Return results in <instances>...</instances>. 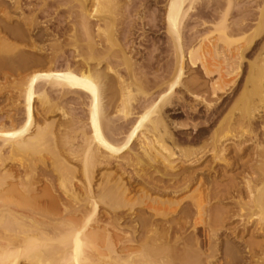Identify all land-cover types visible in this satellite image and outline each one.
<instances>
[{"label":"bare ground","instance_id":"bare-ground-1","mask_svg":"<svg viewBox=\"0 0 264 264\" xmlns=\"http://www.w3.org/2000/svg\"><path fill=\"white\" fill-rule=\"evenodd\" d=\"M125 1L0 0V74H2L0 76H3L2 79L5 81L2 85L6 83L2 87L0 86V93L7 92L6 89L11 90V93H14V99H10L9 103L15 104L18 107L14 106L15 109H19L17 111L22 112L25 117L20 129L14 131H2L0 129V162L4 164L11 161L13 157L33 151L36 147L33 146L38 142L37 145H40L41 142L47 141L44 139L47 137L45 126L39 127L36 126L37 123L35 124L37 116L35 104L37 102L43 107L42 114L60 112L64 119L67 118L68 115L61 105L53 104L50 93L58 94L61 99L66 98L68 94H77L76 96L87 97L90 100L88 105H85L88 109L87 119L90 133L86 134L87 132H85L86 135L84 134L86 137L84 136L82 153H77L74 150H68L67 153L69 154L67 158L70 156L74 161L81 158L82 166L80 169H82L86 183L87 191L85 192H88V194L85 193L87 195L83 199H80V195L75 193L76 191L73 189L75 170L70 167L72 164L69 165L67 160L64 159L65 162L60 157L62 156L60 153L56 154L55 152V156L61 167L59 170H62L61 187L65 190L64 195H66V198L62 199L63 201L59 200L60 198L56 200L55 196H52V191L45 190L42 196L35 193V185L38 182L35 183L36 180H34L36 164L34 166L31 164L34 160L25 166L22 164L23 170L20 169L22 171L20 173V170L17 171L19 174L16 175V181H14L16 176L13 175V172L7 171L5 173L6 171L3 172L0 169V264H19L21 261L28 264H212L205 260L218 255L216 253L218 250H212L214 238L218 236L213 226L210 229L212 233L209 232L210 235H207L206 239L210 253L208 252L209 249L203 250L205 245L203 241H199L196 237L188 241L189 239L185 240L186 236L184 237L188 228L193 224L191 221L193 220L192 211L195 209L201 213L200 211L204 208L202 192L198 194L200 198H192L191 204L184 203V200L179 202L154 200L152 207H147L137 215L131 214L129 220L132 224L133 234L130 236L128 234L119 239L116 237L117 244H115L120 245L122 252L129 253L125 256L116 255L113 246L115 240L113 241V238L109 236L110 234L107 235L104 232H106L107 226L118 227L121 225V221L125 222L128 217L125 218L120 213L115 212L117 208H113L115 213L108 218L106 226L102 225V220L96 219V215L100 211V203L92 194L91 179L99 166H109L113 160H123L124 165L117 161L121 163V165L118 164L117 168L128 176L131 173L127 172V168H134L131 181L134 180L135 183L141 181L140 183H144L146 188L153 193L174 197L183 194L196 184L201 173L204 174L205 171L212 173L214 167L209 162L213 164L215 162L223 163L224 161L221 160L226 159V154L230 153V145H233L234 152L239 157L245 155L247 143L256 142L261 145V137H264V36L262 37L259 33V29L264 23V0H247V2L255 4L254 15L247 16L243 15L245 14L244 10L247 9V3L239 5L238 0H200L202 3H207L205 6L207 9L214 7L215 10L211 11L217 15L212 16L215 20L218 19L215 21L217 23H212L213 25L206 26L205 29L212 27L211 29L219 30L225 39L232 35H247L248 29L252 32L249 31L250 36L248 37L241 36L242 39L239 41L246 38L243 42L248 44L246 43V46L240 47L239 50L236 48L232 50L230 44L226 46V50L221 48L219 44L210 45L209 60L205 59V55H201L202 43L197 40L200 36V30L202 32L204 28L196 31L198 33V35L196 34L197 39L195 34H192L193 37L189 42L185 41L183 32L186 22L197 12L195 6L197 3L200 4V1L166 0L163 20L166 25V35L172 41L173 50L171 51L172 61L170 60L172 63L168 66L167 63L164 71L171 75V81L167 83L165 92L158 95L155 100L151 99L153 97H148V94H144V101L138 102L139 108H142L140 114L136 112L137 107H134V103L137 99L135 92H138L141 86L139 81L142 78V69L144 68L140 66L142 64L135 63L137 61L133 57L127 55L129 53L126 51L129 50H126L120 40L125 28L123 22L125 12L128 11V4L132 2ZM239 1L241 3L244 0ZM237 9V14L240 12L243 19L231 24L228 17ZM12 12L18 16H13ZM46 12L55 14L57 22L58 18L61 21V16H68V22L65 21L66 25L63 24L60 29L64 34L72 29L70 31H74L76 36L81 37L83 43L84 40L87 41L83 49H81L80 43L79 46L75 44L77 46L75 60L81 63L82 68L79 67L81 70L76 68L75 71V68L72 69L70 65L65 69L53 67L60 56L59 53H54L53 49L56 50L63 41L60 44L56 31L57 34L53 33L52 39H50V35L42 32L41 27L43 25L38 18ZM208 14L210 15V13ZM254 19L258 20L256 26L252 24ZM69 20H72V23ZM253 25L255 28H252ZM195 30L193 29V31ZM48 38L50 43L53 42L52 45L47 44V46L50 45L48 47H50L51 53L47 52L46 47L43 48L42 45H39L40 41L44 42ZM192 43L199 45V47L192 46ZM80 45L81 50L79 49ZM27 48L33 52H39V54L47 53L50 58H37L32 52L31 54L26 53L29 51ZM82 50H86L85 54L82 53ZM250 53H252V57L254 56L252 60L247 58V54ZM118 56L121 57L118 61L122 62L124 70L129 76L128 79L124 78L125 76L116 69L118 65L115 66L116 60L114 62L113 58L117 59ZM46 64H50L49 68L54 69L33 73V68L42 67ZM103 65L106 66L105 69L102 68ZM246 66V75L244 76ZM188 68L199 69L203 72V77L207 78L213 74L219 75V80L211 86L213 98L217 97L218 93H222L231 96L232 99L235 90L241 89L235 95L234 103L230 98L224 103H221L219 99L208 102L206 97L197 95L196 89H199L200 92L205 91L207 94L208 83L202 82L201 77L195 76L192 77L193 79L190 78L192 79L190 82L188 80L187 86L189 88H186V91L196 100V103L199 102L200 105L205 106V113H199V108H197L199 105L195 106L189 103L188 108L186 107L188 110L184 112L186 120H172L167 110L178 108L177 106L184 103L183 95H180L178 91L182 88ZM106 74L112 75L115 84L107 82ZM243 77L244 82L240 85L239 81ZM110 79L112 78L110 77ZM104 87L107 88V96L104 95ZM143 89L147 91L146 88ZM114 92L117 94L114 95ZM246 95L251 96L246 97L250 101L244 99ZM104 97L106 99L105 104L103 102ZM244 101L248 103L244 104ZM237 107L236 116L234 113L237 111ZM195 116L199 118L203 116L204 119L195 121ZM220 116L221 119L216 127L210 130L214 121ZM71 124L73 123L71 122ZM49 126L46 127L49 128ZM200 127L205 130L200 131L201 133L196 139L189 133V136L185 133L186 136H181L182 138H177V135H174L175 131L190 129L196 134ZM48 136H53V134L50 133ZM55 139L57 138L55 137ZM55 139L53 137L51 140L55 142L61 139V142L63 141L62 137ZM54 142L51 141V145ZM67 144H65V148ZM134 144L137 146L135 150ZM51 145L47 144V147ZM39 147L41 148V146ZM52 151L54 150L52 149ZM3 152H6L7 156H4ZM127 152L131 154L128 155ZM208 156L212 157L211 161L207 160ZM258 158H260L258 159L259 162L264 163V148L260 151ZM225 161L227 162V160ZM204 164L206 165L201 169L200 167ZM226 164L227 167L231 165L229 162ZM241 166L244 168L243 170H247L245 169L246 164ZM256 175H258L257 178H251L246 183L249 200L240 201L237 205L240 207V215H238L244 223V233L250 232L249 226H254V232H251L250 235H260L264 232V170H260V174ZM106 180H110V178ZM117 180L108 188L112 191L114 198L117 199L119 208H127L131 212L143 202L127 199V187L121 180ZM213 195L215 196V193L211 192L208 197L214 198ZM42 205L44 206L43 210L40 209ZM45 206L48 207V211H46ZM173 207L176 208V211L173 210ZM254 217L258 221L254 222L252 220ZM196 223L193 225L195 226ZM215 225L218 224L215 223ZM237 233L239 232L237 231ZM98 242L108 248L110 256H95L94 252H96ZM134 245L139 247L138 251H131V247ZM245 245L244 248L249 261L245 260L241 264H251L253 259H264L263 241H251ZM227 254L224 253L225 256Z\"/></svg>","mask_w":264,"mask_h":264},{"label":"rangeland","instance_id":"rangeland-1","mask_svg":"<svg viewBox=\"0 0 264 264\" xmlns=\"http://www.w3.org/2000/svg\"><path fill=\"white\" fill-rule=\"evenodd\" d=\"M129 1L130 2L132 1L131 2L132 5L128 4L129 5L128 9H127L128 11L125 12V14L126 15L128 14V15L127 16L125 15V17L123 19V22L125 23L124 24L125 28H124V32H123V37L120 36V38H121L120 40L122 41V44L126 47V50L127 49L129 50V51H126L127 53H129L127 55L128 56L130 55L131 57H133V59L135 61H137V62H135V61H133V62H135L137 64H142L140 66H142L144 68V69H142L143 74L141 76L143 78V75H144V78H143V80H142V78H140L142 80V81L141 80L139 81V82H141V86L139 87L138 92H135V93H137L136 94L137 99L135 100V103H134V107H137L136 112H138V114H140L142 112V108H139L138 102L140 103V102L144 101V98H145L144 94H148V97H153L151 99L155 100L158 95L165 92V90L167 89L166 86H168L167 83L171 81V75H169L164 70L166 68L165 66L167 63H168L167 66L172 63L171 62L172 61V58H171L172 52L171 51L173 50V44L171 43L172 41H170L171 39L169 37L167 38L166 30H165L166 25H165V22L163 20L164 15H165V11H166V6H165L167 4L166 0H129ZM199 3L201 5L197 3V5L195 6L196 7L195 11H197V12L195 14H193L194 16L192 18H189V20L185 24V28L183 31L185 41L186 40L188 42L191 41L190 39L193 37L192 34H195L196 39H197L198 33H196V31L204 28V30L202 29V32L200 30L201 33L199 32V34L201 37L199 36L200 38L198 37L197 40L198 41L200 40L202 43L203 49H202L201 55L202 56L205 55V59L210 58L209 57V50H210L209 46L212 44H219L220 47L223 48L224 50H226V48H227L226 46L228 44L232 45L231 46L232 50L234 48H236V50H239V49L243 48L244 46H246L247 42H243V41H245L246 38L243 41H239V40L242 39L243 36L244 37L250 36V33H252L250 31V29H248L250 31V33H249V31H248V33L246 32L247 35L241 34L242 37L240 36V34L238 36L232 35L230 37H226V39H227V41H226L225 37L223 35H221L222 33L219 30L217 31L214 28L211 29L212 27L209 29H205L206 26H211V25L217 23L215 21H217L218 19L215 20L212 16V15H217V14L215 12H212L213 10H215L214 7H210L207 9L205 7L207 5V3H205V2L202 3V1H200ZM237 3H239V5H245V3H247V4L250 3L249 5L246 4L247 9L244 10L245 14H243V15H246V16L247 15H254L255 4L253 5V3L249 2V1L247 2V0H244L241 3L238 0ZM210 6H212V5H210ZM199 10H200V12H199ZM237 11H238V9L234 10L232 12L231 16L228 17L229 23L234 24V23L239 22L241 19H243V16L241 15V13L238 12V14H237ZM208 13H210V15ZM26 14H28V13H26ZM54 15L55 14H53L51 12H49V13L46 12L44 15H41L42 17L40 16V18H38L39 21L41 22V25H43V27H41L42 32L50 35L49 36V37H51L50 39H52L53 33L54 34L58 33V36H59L58 40H59L60 44L63 41L62 44L56 48V50L53 49L54 53L55 52L59 53V55L61 56V57L59 56V59L56 62L57 65L55 64L53 67L55 69H65V67L70 65V67H72V69L75 68L74 69L75 71H76V68H77V70L78 69L81 70L80 69V68H82L80 66L81 63L76 62V60H75L76 59V47L79 46V43H80L82 45V48L80 45L79 49L80 48L83 49L84 48L83 46L87 44V41L84 40V43H83L81 37L76 36L75 35L76 33L74 34V31H70L72 29H70L68 32H66L64 34V32L62 31V29H60V27L66 23L65 21L68 22V19H69V18H67L68 16H66V17L61 16L60 17L61 21L62 22L64 21V23H62L59 20V18H58V22H57L56 21L57 18H55L56 15L55 16ZM13 16L17 17L18 15L14 14ZM66 18H67V20H65ZM70 19H73V21L75 20L74 18H70ZM253 21L254 22L252 24H254L256 26L258 24V20L254 19ZM51 22H52V24H51ZM69 22L72 23V20H69ZM201 24H202V27H201ZM70 25L72 26V24H70ZM254 25L252 28H255ZM263 26H264V23H263V25H261V28L259 29V33L262 35V37L264 36V27ZM193 29L194 30L196 29V30L193 31ZM252 31H254V29ZM73 34H74V36H73ZM262 37H261V39H262ZM78 38H80V39L78 40ZM50 39L49 38L47 40L45 39L44 40L45 43L43 41L39 42V45H42L43 48L46 47L45 49H47L48 53H51L50 47H48V46L52 45V43H53L52 41L50 43ZM247 40H250V39L247 38ZM76 41H77V43H76ZM194 43L197 44V42H194ZM194 43H192V46L196 45ZM225 43H227V44H225ZM47 44H50V45L47 46ZM75 44H78V45L76 46ZM171 44H172V46H171ZM190 44H191V42H190ZM62 45L63 46L65 45V46L63 47ZM198 47H199V45H196V48H198ZM48 48H49V50H48ZM58 48H59V50H58ZM27 49L29 50V48H27ZM62 51H65V52L63 53ZM85 51L86 50H82V53H84ZM135 51H137V52H135ZM31 52L37 58H40V59H42V58L47 59L48 57L50 58V55L47 53L46 54H39V52H33L32 50L26 51V53H28V54H31ZM118 57H117V59L115 57H114L115 59L113 58L114 62L116 60L115 66L118 65V66H116V69L119 71V73H121L123 76H125L124 78L128 79L129 76L125 72L122 62L118 61L121 59V57L120 56H118ZM253 57H252V53L247 54L248 59L252 60ZM119 64H121V65H119ZM49 65L50 64H46L42 67L38 66L36 68H33L32 69V70H34L33 73L34 72H40L42 70L48 71L49 69L52 68V67L49 68ZM105 67L106 66L103 65L102 68L105 69ZM54 68H52V69H54ZM246 69H247V66L244 69V71ZM120 70H122V71L120 72ZM201 72L202 71H200L199 69L188 68V71L184 77L182 88L178 91V93L180 95L181 94L183 95L184 103H182V105L180 104V106H177L178 108L167 110V112L170 113L169 115H171L170 118L172 120H174V121L186 120V116H185L184 112H186L188 110L187 108H188L189 103H190V105H192V104L195 106L199 105L197 107V108H199V113H201V114L205 113V106H203L202 104L200 105L199 102L196 103V100L192 96H190L186 91V88L187 89L189 88L187 86V83L189 84L190 80H192L195 76L201 77L202 82L208 83L207 94L205 93V91L200 92L199 89L195 90L197 95L206 97L208 102L209 101L214 102L215 99H219L221 103L222 102L224 103V102L228 101L229 98L231 97V96L229 97V96L222 94V93H218L217 97L213 98L211 86L213 83H216L220 77L218 74H213L212 76H210L208 78L203 77L204 76V75H202L203 72L202 73ZM0 75H2V74H0ZM106 75H107L106 77L108 79L107 82L115 84L112 75H110V74H106ZM245 75H246V71H245L244 76ZM110 77L112 79H110ZM2 78H3V76H0V86L1 87L6 84L5 83L4 85H2L3 82H5L4 79H2ZM190 78H192V79H190ZM203 78H205V79H203ZM188 80H189V82H188ZM243 82H244V77L239 81V84L242 85ZM105 88L106 87L103 88L104 89V95L107 96L108 92L106 91L107 88L106 89ZM143 88H146L147 91L144 90ZM239 88H241V87H239ZM8 90L7 89L5 90L7 92H1L2 95L0 93V129L2 131H12V130L14 131V130L20 129V127L23 126V123L25 121V117H24L23 113L17 111L19 109H15V107H17V106L15 104L13 105V104L9 103L10 99H14V93H11L12 91L11 90L8 91ZM239 90L241 91V89H237V91L235 90V94H234V91L232 90L234 97L232 99L231 98L230 99L233 101V103H234V100L236 97L235 95H237L240 92ZM50 94H51L50 98H51V100H53V104H55V105L57 104L58 106L61 105V107L64 109V111L66 112V114L69 117L67 116V118L64 119L62 116V113H60V112H56L54 114H48V115L46 112L44 114H42L43 113V107L39 102H37L35 104V107L37 110L36 111L37 116H36L35 124L37 123L36 126H39V127L45 126V128H46L45 134L47 135V137L44 139L45 140L47 139V141L41 142L40 145H37L39 143L38 142L33 147L41 146V148L35 147V149H34L33 147H31L32 149H34L33 151H28V153H26V154L13 157V160L7 161L6 163H4L5 166H4V164H2L0 162V169L3 170V172L6 171L5 173H7V171H10L11 173L13 172V175L15 174L14 176H16V175L18 176V174L20 172H22L21 170H23V168L21 167L22 164L25 166V164L26 165L30 164L31 161L34 160L31 164H33V166L36 164L35 165V167H36L35 168V170H36L35 176L36 177L34 178V180H36L35 183L38 182V183H36L37 185H35V188H36L35 193L38 196H42L43 191H45V190L49 191V192L52 191L51 193L55 194V195L52 194V196L53 197L55 196L54 198H56V200H58V198H60L59 200H62V199L64 200L66 198L65 197L66 195H64L65 190H63V188L61 187L62 170H59V169H61V167L59 166L57 158L55 156V152H56V154L60 153V155H62L60 157L63 158V160L65 159V160H67V163L69 165H71V164L73 165V166L72 165L70 166V167H73V169L75 170L74 171L75 179L73 178L74 179L73 180V183H74L73 189L76 191V192L74 191L75 193L80 195V199H83L88 194V192H85V191H87V189L85 187L86 183L84 181L85 179H84L82 171H81L82 169H80L82 166V164L80 162L81 158L78 159V161L77 160L74 161L73 159H71L72 157H70V156L67 158V156L69 155L67 153H68V150H70V151L74 150L80 154L82 153L81 151H82V144L84 145V136L86 134L90 133L89 126H88V119H87L88 118V109L86 108V106L88 105L90 100H88L87 97L83 98L80 96L82 98L81 99L79 97V95L76 96L77 94H71V95L68 94L67 97L64 99H61L60 96L56 93H50ZM115 94H117V93L114 92V95ZM10 97H12V98H10ZM116 97H118V95H116ZM246 97L249 98L251 96L246 95L244 98L245 100L250 101V99H247ZM81 100L83 101L84 105L82 104ZM117 100L118 99L116 98V101ZM72 101H73V103H72ZM105 101H106V99L104 97V101H103L104 104H105ZM136 101H137V103H136ZM185 101L187 104L185 103ZM232 101H231V103H232ZM80 102H81V104H80ZM246 102L244 101L243 103L245 104ZM135 105H137V106H135ZM183 109L184 110L186 109V110L184 111ZM181 110L183 113L181 112ZM173 112L174 113L177 112L178 114H172ZM237 113H238V107H237V111L234 114L237 116ZM7 118L8 119L12 118L13 120L12 119L8 120ZM203 119H204L203 116L200 118L195 116V121L196 120L199 121V120H203ZM220 119H221V116L214 121L215 124L214 123L212 124L210 130L212 128L216 127V125L218 124ZM71 122L73 124H71ZM50 124H51V126H49ZM74 124H75V126H74ZM46 126H49L50 129L47 128ZM204 130L205 129L203 127H200L199 130L196 132V134L191 129L186 130V131H180V132L175 131L174 135H177L176 136L177 138L178 137L182 138L186 135L189 136L191 134V135H193L192 137L194 139H196L199 137L198 135L201 132H203ZM64 132H65V134H64ZM85 132H87V133L85 134ZM50 133L53 134V136L49 137L48 135ZM185 133H187V134L185 135ZM188 133H189V135H188ZM63 135H66V136H63ZM67 135H69V136H67ZM53 137H54V139H55V137L57 139L62 137L63 141L61 142V139H58V140L55 139L57 141L54 142V140H51ZM203 137H207V136H203ZM64 139H67V140H64ZM50 140L54 142V143H52V145H51ZM70 140H72V141H70ZM261 140H262L261 145H259V143H256V142L247 143L245 145L246 146L245 147V150H246L245 155H242V157L237 156L234 152L233 145H230L229 146V149L231 148L230 153L226 154V156H225L226 159L221 160V161H224L225 163L223 162V163L219 164V162H215L213 164L212 162H209V161H211L210 159L212 157L208 156L207 160H209V161H207V160L206 161L209 162L210 164H212V166L214 167L213 172L209 173V172L205 171L206 174H205V172H203L204 174L201 173L199 175V180L196 184L192 185L183 194H181L179 196H174V197L171 195L164 196V195H161L160 193H156V192L153 193L152 191H149V189L146 188V185H144V183H140L141 181L138 183L137 182L135 183L134 180L131 181L130 178L132 177V172H133L134 168L133 169L127 168V170H128L127 172L131 173L129 176L127 174H123V172L117 168L118 164L121 165V163H123L122 162L123 160H113V161H111L112 163L109 166H101V167L99 166V168H97V170L92 175L93 177L91 179L92 188H93L92 194L94 197L97 198V200L100 203V211L97 213L98 215H96V219H98L99 221L102 220L101 221L102 225L106 226L108 218L112 217V214H114L115 212L120 213V215H123L125 218L128 217L125 222L123 220L121 221L122 226L119 225L118 227H115L116 228L115 229L114 227H111V225H109L106 227V232H104V233H107V235L110 234L109 236H111L113 238V241L115 240L113 242L115 254L118 256H125L129 253L126 251H125V253L122 252L120 247H119L120 245H115V244H117L116 237H118V239H119V238H123V237L127 236L128 234H129L128 236L133 234V231L131 228L132 224L129 220L130 219L129 216L131 214L134 213L137 215L140 212H142V210H145L147 207H152L153 206L152 201H154V200L155 201H158V200H164V201L170 200V201H172L173 200L176 202L184 200V203L187 202V203L191 204L192 198L198 199V197L200 196V195L198 196L199 192H202V196H204L203 197V199H204L203 207L204 208L202 211H200L201 213H198L197 210H195V209H194V211H192V219L193 220H191V221H193L192 222L193 224L196 222L197 223L195 226L192 224V226H190V228H188L187 233H185L186 235L184 234V237L186 236L185 240L189 239L188 241H190V239L196 237L199 239V241L204 242L205 245L203 246V250L207 251V249H209V247H208V244L206 242V239L208 237L207 235H210V233H212V231L210 229L213 226V228L217 232L218 236L214 238V247L212 248V250H218L216 252L218 255H216L212 259H208L205 261L211 262L212 264H226V263H228V264H241L245 260L248 262L249 261L247 258L248 255H247V252L245 251V248H244V247H246L245 244L247 242L250 243L251 241H253V242H255V241L256 242H262L263 241L264 242V232L260 233V235L259 234H257V235L251 234L250 235L251 232H254V226L253 227L249 226L248 228L250 229V232L246 231L244 233V230H243V224L244 223L241 221L242 219L239 217L240 207L237 205H239L238 202L240 203V201L246 202L249 200V198L247 196L249 193H248V190L246 188L247 180H249L251 178L252 179L257 178L258 175H256V174H258V173L260 174V170H264V163H261L258 161V159H260V158H258V156L260 155V151L264 148V142H263L264 137L263 138L261 137ZM67 141H69V142H67ZM65 142L68 143L66 146L69 147V149H66L67 147L65 148V144H66ZM42 143H44V144L42 145ZM61 143H62V145H61ZM47 144L51 145V146L47 147ZM135 144L137 145V143H135ZM248 144H250V145H248ZM136 145L134 146V150H135V148L137 149ZM260 146H262V147H260ZM54 147L57 148L58 150L55 149ZM32 149H30V150H32ZM52 149L54 151H52ZM65 150H67V151H65ZM64 151H65V153H64ZM129 153L130 152H127L126 154L129 155ZM3 155L7 156V153L3 152ZM23 156H25V157H23ZM225 160H227V162ZM117 161H120L121 163L117 162ZM69 162H71V163H69ZM228 162L231 164L229 167L226 166L227 165L226 163H228ZM241 163L247 165V167L245 168L247 170H243L244 168H242ZM123 165H124V163H123ZM205 165L206 164H204L200 168L202 169ZM249 167H250V169H249ZM124 168H125V166H124ZM226 168H228V169H226ZM251 168H254V169H251ZM258 170H259V172H258ZM14 171H15V173H14ZM17 171H19V173ZM203 171H204V169H203ZM224 172H226V173H224ZM207 173H208V175H207ZM60 174H61V176H60ZM17 176L15 177L14 181H16ZM203 176H205V177H203ZM107 177L110 178V180H106V179H108ZM207 178L208 179L210 178L209 181ZM117 179H119V181L121 180V182L124 183L125 187H127V189H128L127 199L137 201V202L138 201L143 202V203L139 202L140 203V204H138L139 206L137 205L134 208V210L131 212L127 208H125V209L119 208V206L117 205V199L114 198L112 191H110V189L108 188L109 185L113 184L114 181ZM50 181H52L51 182L52 184L50 183ZM251 185H253V183H251ZM102 187H103V189H102ZM103 191H105L106 194L103 193ZM107 191H109V192H107ZM211 192L215 193V196L214 195L212 196L214 198L208 197V196H210ZM85 193H87V194L85 195ZM110 196L112 199L109 198ZM107 198H108V200H107ZM103 200H104V202H103ZM58 203L61 204L60 201H58ZM43 205L40 207V209H42V208L44 209ZM45 208H46V206H45ZM113 208L114 209L119 208V209H118V211H117V209L115 211V210H113ZM175 209L173 207L174 211H176ZM30 210L31 209H29V211ZM177 210H179V207H177ZM46 211H48V207L46 208ZM193 213H195V214H193ZM244 214H247V212H244ZM48 217H51V216H48ZM254 219H252L254 222L258 221V219H256L255 217H254ZM212 223H214V224L216 223L218 225L214 226V224H212ZM235 230H237L240 234L237 233V231H235ZM98 243L99 244L96 245V249H95L96 252H94L95 256H98V257L99 256H101V257L102 256H105V257L110 256V252H109L108 248L105 245H102L101 242H98ZM131 249H132L131 251H138L139 247L134 245L131 247ZM208 252L210 253V249ZM224 253H228V254L225 256ZM256 262H258L259 264H264V259H260V260L253 259L250 263L251 264H257ZM19 264H28V263L21 261ZM104 264H106V263H104Z\"/></svg>","mask_w":264,"mask_h":264},{"label":"flooded vegetation","instance_id":"flooded-vegetation-1","mask_svg":"<svg viewBox=\"0 0 264 264\" xmlns=\"http://www.w3.org/2000/svg\"><path fill=\"white\" fill-rule=\"evenodd\" d=\"M173 114H175V113H173ZM178 114V113H177Z\"/></svg>","mask_w":264,"mask_h":264}]
</instances>
